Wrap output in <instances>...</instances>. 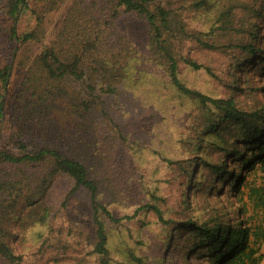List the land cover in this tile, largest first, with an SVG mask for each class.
<instances>
[{"label": "trees", "instance_id": "16d2710c", "mask_svg": "<svg viewBox=\"0 0 264 264\" xmlns=\"http://www.w3.org/2000/svg\"><path fill=\"white\" fill-rule=\"evenodd\" d=\"M64 1L6 0L0 13V128L5 93L17 78L8 132L1 133L0 264H25L17 241L29 225L37 220L45 224L63 207L82 200L91 217V253L97 264H113L108 223L142 211L170 229L143 257L130 253L138 264H261L264 0H218L210 40L190 31L166 0H68L45 43L49 13ZM131 13L147 29L150 56L166 66L181 91L209 109L202 129L215 131L220 139L211 146L221 152L219 159L173 161L184 176L175 218L167 217L159 203L139 200L138 185L122 157L123 132L107 128L115 120L107 119V96L122 88L132 50L120 20ZM187 37L210 50L232 51L230 70L240 96H210L182 83V59L203 66L178 55L177 47ZM33 42L43 45L35 51ZM201 164L207 170L193 180ZM227 192L236 200L229 210L215 198ZM114 201L137 205L132 214L117 216L109 207ZM193 209L196 213L189 215ZM71 244L61 238L49 245L41 242L42 264H89L80 254L84 242H75V253L68 251Z\"/></svg>", "mask_w": 264, "mask_h": 264}, {"label": "rangeland", "instance_id": "374dc122", "mask_svg": "<svg viewBox=\"0 0 264 264\" xmlns=\"http://www.w3.org/2000/svg\"><path fill=\"white\" fill-rule=\"evenodd\" d=\"M166 1L177 8L180 20L190 31L198 32L202 38L210 40L208 31L217 18L218 0H206L204 4H201L202 0ZM67 2L68 0H65L61 6L49 13L48 33L43 40L45 43L49 40ZM5 7L6 0H0V13ZM120 24L130 38L132 50L122 88L118 94L107 96V119H115V126L111 122L107 128L112 132L117 127L123 132L122 157L138 185L139 200L159 203L166 211L167 217L175 218L173 211L179 205L178 200L184 188L179 183L184 176L173 161L197 158L203 163L204 160L219 159L221 152L211 146L220 139L215 131L202 129V122L207 121L209 109L200 99L181 91L171 81L166 66L150 56L148 33L143 20L132 13L124 14ZM42 45L43 43L33 42L32 48L38 51ZM177 51L178 55L191 57L203 64L202 67L196 68L182 59L179 77L183 84L210 96H240L235 89V80L230 70L231 50H210L197 40L187 37L182 40ZM3 65L4 61L0 55V67ZM207 66L211 68V72ZM12 79L13 82L4 96L5 123L0 128V145L1 133L5 135L8 132L17 89L16 75ZM196 170L193 180H196L198 175L201 178L200 173L205 174L207 169L201 164ZM215 198H220L218 204L224 205L228 210L236 206L235 197L230 192L215 195ZM136 205L114 201L109 207L115 215L122 216L132 214ZM88 211L87 203L82 200L72 207H63L45 224L37 220L29 225L17 241V245L25 253L24 263L42 264L44 254L39 252L41 242L45 240L49 245L61 238L73 244L68 245V251L73 253L76 251L75 242L82 240L85 246L81 247L80 254L84 255L89 264H97L96 255L91 253L93 236L89 230L91 217ZM192 213H196L195 209L191 210L189 215ZM169 229V226L160 223L157 217L148 211H142L136 217L120 223H108L113 264H138L132 260L130 253L143 257L153 241L162 240ZM88 233L91 242L86 238ZM174 263L172 261L168 264Z\"/></svg>", "mask_w": 264, "mask_h": 264}, {"label": "crops", "instance_id": "0c3cea01", "mask_svg": "<svg viewBox=\"0 0 264 264\" xmlns=\"http://www.w3.org/2000/svg\"><path fill=\"white\" fill-rule=\"evenodd\" d=\"M261 264H264V260L262 261V263Z\"/></svg>", "mask_w": 264, "mask_h": 264}]
</instances>
